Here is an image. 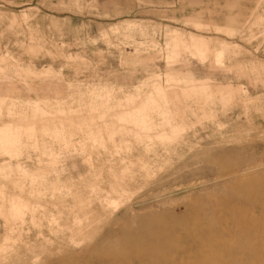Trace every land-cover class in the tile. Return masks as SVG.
<instances>
[{
  "label": "rangeland",
  "instance_id": "1",
  "mask_svg": "<svg viewBox=\"0 0 264 264\" xmlns=\"http://www.w3.org/2000/svg\"><path fill=\"white\" fill-rule=\"evenodd\" d=\"M0 264H264V0H0Z\"/></svg>",
  "mask_w": 264,
  "mask_h": 264
},
{
  "label": "crops",
  "instance_id": "2",
  "mask_svg": "<svg viewBox=\"0 0 264 264\" xmlns=\"http://www.w3.org/2000/svg\"><path fill=\"white\" fill-rule=\"evenodd\" d=\"M183 41L184 40L178 37L177 34L172 36L168 44L170 45V53H172V55L178 54L181 51V48L185 44ZM190 41L196 49H199V52L208 50V46L203 40L191 37ZM215 61L216 60H214L213 63ZM167 79L170 83H173V85L166 91L165 98L167 103L178 113H180V109L182 108L180 105L182 100L193 99L206 103L212 102L217 98L224 104L228 102L234 94L231 87H216L213 90L212 86L208 83L200 81V79L193 77L190 73L183 74L179 71L171 70L166 74V80Z\"/></svg>",
  "mask_w": 264,
  "mask_h": 264
}]
</instances>
